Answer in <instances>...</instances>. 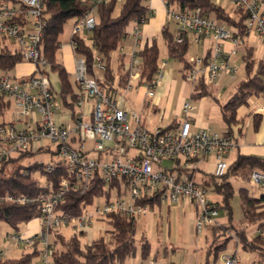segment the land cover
<instances>
[{"label": "built area", "instance_id": "2783aa9c", "mask_svg": "<svg viewBox=\"0 0 264 264\" xmlns=\"http://www.w3.org/2000/svg\"><path fill=\"white\" fill-rule=\"evenodd\" d=\"M109 1L88 0V12L74 19L72 37L68 44L60 45V48L71 47L75 54L74 75L80 87L77 114L72 118L70 112L71 120L68 122L61 121L57 105L59 95L44 74L48 61L40 50L45 27L43 0H18V3L0 1V37L16 45L25 61L34 66L33 76L25 78L12 77L9 72L0 69V97L11 101V108L0 126V166L14 154L34 151L39 144L50 141L57 146L56 153L62 160L45 164L46 169L52 172L56 164L64 163L74 179H64L59 192L43 195L39 199L43 204V216L41 231L36 237L41 238L42 250L38 261L33 264H54L52 230L61 227H70L74 231L85 230L97 221H112L115 215L137 220L154 216V213L149 212V207L139 203L146 197H153L161 205H177L188 201L197 210L199 229L216 224L218 212L206 197L207 190L193 179H186L185 173H195L206 164L209 157H213L214 176L225 179L228 159L235 148L238 134L234 130L231 136H225L208 128H196L192 117L195 107L191 101L183 104L182 119L176 128H158L156 132H151L141 125V114L136 112L132 117L135 127L131 129L128 114L121 106L123 100H118L119 95L105 93L97 78L89 76L86 60L76 54L75 39L90 38L97 26V8ZM162 1L166 7V21L175 24L180 32L178 43L189 39L195 44H209L208 59L198 56L185 74L190 95L198 90L201 78L215 87L221 75L233 77L237 70L230 62L239 56L244 45L243 38L235 36L231 29L216 19L203 16L200 9L177 10L175 6L169 5V0ZM225 1L248 15L247 32L256 34L264 44V2ZM154 16L155 10L149 5L148 17ZM141 38L142 27L132 22L123 44L109 54L115 63H120L126 47H134L131 52L129 88L140 76L136 57ZM226 42H231L232 50L225 49ZM165 67L164 64L163 69L144 86L150 98L154 97L156 88L161 85ZM93 68L96 74L105 70L99 56L95 58ZM258 112L264 114V97ZM88 141L93 142L92 149L87 147ZM182 160L186 162L183 167L180 165ZM191 164H195V167L192 168ZM98 174L111 195L109 198L104 197V204L94 206L93 203L81 214L59 211L67 193L80 187L88 188ZM252 179L264 189V173L254 172ZM119 181H122V195L119 187H112L114 182ZM8 238L15 244L21 240L31 243L34 239H24L17 234ZM222 259L224 264H239L232 255H223ZM134 264L174 263L147 259Z\"/></svg>", "mask_w": 264, "mask_h": 264}, {"label": "trees", "instance_id": "16d2710c", "mask_svg": "<svg viewBox=\"0 0 264 264\" xmlns=\"http://www.w3.org/2000/svg\"><path fill=\"white\" fill-rule=\"evenodd\" d=\"M18 3V0H0ZM148 0H124L120 14L115 16V10L119 0H110L97 8V26L88 39L76 38V54L86 60L89 76L96 77L101 89L108 94L118 96L121 90H127L130 86L131 60L124 55L120 63H115L109 56L110 52L122 45L127 30L132 22L143 28L152 18L148 17ZM264 2V0H261ZM88 0H43L45 6V27L40 45L42 55L48 61V68L44 71L51 87L50 72L58 76L60 89L58 95L62 103L70 112L71 117L77 114V97L80 90L75 81H71V73L64 64L58 60V50L66 29L74 19L84 16L88 12ZM169 5L177 10L195 11L201 10V14L214 18L221 24L232 30L235 36L244 40L242 60L245 67V78L238 84L234 95L227 103L221 106V116L227 125V135H232L234 130L243 124L239 119L241 109L248 107L252 98L264 97V60L256 56L255 48L245 43L249 37L248 15L240 9L231 7L227 9L215 0H169ZM162 36L168 56L178 60L183 67V76L189 71L193 62L188 59L193 42L186 39L178 43L180 32L173 23H168L161 28ZM203 44V57L208 59L210 54L209 44ZM99 56L104 63L105 70L96 74L93 68L95 58ZM140 64L138 68V86L142 87L151 82L153 76L161 70L160 48L155 37L151 44L137 52ZM26 63L24 55L17 47H11L4 38L0 37V69L11 72L20 65ZM48 69L50 72H48ZM33 76V75H31ZM30 76V77H31ZM54 89V88H53ZM214 97V86L208 85L204 78L200 79L198 90L190 95L194 101ZM145 109L150 108L149 103L144 104ZM11 108V101L4 96L0 97V119H4L6 112ZM264 114L253 113L254 130L257 132ZM2 124H0L1 126ZM178 120H174L167 129L176 128ZM49 152L47 147L38 148L36 151L27 150L14 154L6 163L0 166V222L6 223L20 235L21 226L35 220L41 222L43 216V204L40 197L50 195L61 190L64 179L74 181L67 172L64 163H58L52 172L46 169L45 164L27 163V160L38 154ZM179 170V169H178ZM254 172L264 173V158L255 155H238L234 161L228 162L226 177L241 179L246 183L253 181ZM37 175L44 178L46 184H41ZM188 179H192L194 172L185 173ZM122 181L114 182L112 187H119L121 193ZM230 186V185H229ZM111 187V188H112ZM119 195V193H118ZM105 183L99 174L88 188L80 187L66 194L59 206V211L73 214H81L91 206L97 198H109ZM241 209L243 220L239 225L233 219V188L230 186L228 193H223L221 202H217L216 210L228 211V225L216 223L207 227L210 235V247L204 264H219L222 253L227 250L229 244L234 241L246 253H255L259 256L255 264H264V191L260 196L253 195L249 187L240 189ZM24 200V201H22ZM140 204L154 209L161 207V203L153 197L139 201ZM112 230L108 231L109 238L100 237L90 244L82 245L79 235L67 237L62 231H51L53 244L52 260L54 264H127L131 257L140 253L142 260H147L152 252L149 239L143 234L140 238V249L137 245L138 220L126 216L115 215L109 222ZM256 226L258 234L251 236L249 228ZM236 237V238H235ZM34 251L24 253L19 258L0 256V264H33L40 254L39 245L41 238L38 236L32 240ZM167 253V250L165 251ZM236 258V256H233Z\"/></svg>", "mask_w": 264, "mask_h": 264}, {"label": "rangeland", "instance_id": "374dc122", "mask_svg": "<svg viewBox=\"0 0 264 264\" xmlns=\"http://www.w3.org/2000/svg\"><path fill=\"white\" fill-rule=\"evenodd\" d=\"M124 0H119V3L116 7L115 16L120 14V8ZM218 1V0H215ZM221 5L226 7L227 9H231L232 5L230 2L225 0L218 1ZM151 3V2H150ZM149 4V0L147 1ZM158 45L160 48V61H161V69H163V65L165 61L171 62L172 68L175 70V80L176 85L174 87V91L171 98V115L167 119H163L162 113L153 112L152 108L149 111H142V104L144 100H149V96L147 94V90L144 86H138V80L133 81L131 83V87L127 90H121L118 96V100L125 104V108L129 111V125L131 129H134L135 125L132 120V114L138 110L142 113L141 115V125L145 126L147 130L151 132H156L158 128H164L169 123L174 120L180 121L181 115L179 108L181 107L182 101H191L193 106L195 107V111L197 115L202 116V121L204 124L208 125V128L212 132L219 133L221 135H226L227 125L223 122L221 116V106L228 102V100L234 95L238 88V84L245 78V67L242 60L243 50L240 49V54L235 60H231L230 64L232 67L236 68L237 73L232 77L229 75H221L218 81V85L214 87V97H209L204 100L194 101L190 99V95L186 93V85L183 80L182 74V65L178 60L171 59L168 56L166 44L160 35V32L157 33ZM64 41V40H63ZM246 44L250 47L255 48V53L257 58L264 60V44L258 38L256 34H251L245 40ZM203 44H192L191 51L189 53L188 59L190 62H193L198 56L203 55ZM58 60L60 62H65L71 70L74 68L72 57H65L62 50H58ZM138 65L140 61L137 60ZM171 68L169 67L168 70ZM25 72L28 70V66L25 64L18 65L15 70L9 72L12 77H15L18 72ZM48 72L50 70L48 69ZM100 74V73H98ZM164 76V73H163ZM50 81L53 85L55 92L58 93L60 89V82L58 76L56 74H52L50 72ZM76 77L72 74L71 81L75 83ZM229 82H231L229 84ZM184 98V100H183ZM151 99V98H150ZM169 99L168 96L164 97V102ZM263 104L262 98L254 97L250 101V105L248 107L243 108L244 117H246L250 113H255L259 107V105ZM57 105L60 109L61 113H69L68 109L64 107L61 98L58 97ZM179 114V115H178ZM4 119H0V124L4 123ZM47 147L49 152H45L42 154L36 155L34 158H30L27 160V163H40V164H49L50 162L61 161L62 159L58 156L57 146L50 142L44 141L39 144V147ZM87 147L92 149L93 142L88 141ZM34 151H36V149ZM238 149L235 148L232 151V154L229 156L228 161H234L237 157ZM92 156H94L92 154ZM211 160L214 162V158L211 157ZM185 160H182L180 165L183 167L185 165ZM168 165H172L169 162H166ZM191 167H195V164H191ZM193 180L203 189L207 190L206 197L210 200V202L215 205L217 202H221L223 199V192H220V187L224 186L228 193L230 190L229 185H232L233 188V198L231 200V206L233 208V219L236 223H240L243 220V213L240 205V189L242 187H250L251 190H256L255 195L259 196L263 188L259 187L254 181L250 183H246L241 179H235L232 177H227L224 180L216 178L212 171L210 170V166L206 163V165L200 169H197L194 173ZM185 177V176H184ZM41 184L45 185L46 181L44 178L37 175ZM187 179V177H185ZM106 200L104 198H97L94 202V206L97 204H104ZM184 204V203H183ZM182 202L178 205H173L171 216H168V204H163L161 207H155L154 209L149 208V212L151 214L156 213L157 217L154 218L152 216L153 225L146 230V222L144 219H138V234H137V245L138 250L140 249V238L144 234L152 245V252L148 259L156 260L164 263H174V264H185L186 255H190L191 261L194 264H204L207 256V251L210 247V235L207 231L206 227L201 229L198 228V221H196V227L190 231V244L185 242L184 235V216L181 212L183 205ZM201 211V208H200ZM218 216L215 219V223H219L220 225H228L229 216L228 211L226 209L217 210ZM109 220H100L94 223L93 226L85 229V230H77L74 231L70 227H61L59 230L63 232V234L67 237H71L74 234H78L80 241L83 246L86 244L92 243L94 240L99 239L100 237L109 238L108 231L112 230V226L109 223ZM29 225L24 224L20 229V236L25 234V231L28 229ZM83 232V234L81 233ZM264 233V232H263ZM14 231L4 222H0V256L4 255L8 258H19L24 253H31L34 251L33 245L26 243L24 241H20L19 244H15L8 237L11 235H15ZM249 234L251 236H255L258 234L257 227L251 226L249 228ZM236 238V237H235ZM39 250H42V244L39 245ZM167 250V253L165 251ZM1 252L3 254H1ZM237 255V261L239 264H254L258 262L259 256L255 253H246L242 249L236 247L234 241H232L227 250L222 253L221 258L219 259V264H224L223 255ZM140 253L138 252L135 257H131L128 259L127 264L139 263L141 261ZM38 261L36 258L35 262Z\"/></svg>", "mask_w": 264, "mask_h": 264}, {"label": "crops", "instance_id": "0c3cea01", "mask_svg": "<svg viewBox=\"0 0 264 264\" xmlns=\"http://www.w3.org/2000/svg\"><path fill=\"white\" fill-rule=\"evenodd\" d=\"M148 5L153 7V9L155 10V16L142 28V38H141L140 46L137 49L138 51L143 49L146 44H151V41L153 40V38L158 37L157 33H159L161 31V28L166 24V7H165V4L163 3V1L162 0H149ZM73 22H74V20L72 21L71 25H69V27L66 29V32L62 38L61 43L68 44L70 38L72 37ZM250 35L251 34H249V36ZM7 43L10 44L9 42H7ZM224 46H225V49L227 51L233 49V45L231 44V42H226L224 44ZM11 47L15 48L16 45L11 44ZM59 50L63 51V54L65 57L69 58V55H70V57H72L73 66H74V68L72 70L68 65L65 64V62H60V61L59 62L66 66V68L69 70L71 75L72 74L74 75V72H75V54H74L72 48L69 46H66L65 48H60ZM133 50H134V47H132V46L126 47V51H125L126 58H130V60H131V52ZM137 60H139L138 56L136 57V61ZM24 64L28 66V70L25 72H22L20 70V72H18V74L15 75L16 77L25 78V77H28V76L33 74L34 66L28 62H26ZM164 64L166 65V67L164 69V76H163V79L161 81V85H159L156 88L154 97H152L151 99L149 97V100H147V99L144 100V102L142 104V111L143 112L145 110L149 111V109L152 108L153 112H156V113L161 112L163 119L168 120V118L171 115V111H172V109H171V98H173L172 95L174 96L173 91H174V87L176 85V80L174 77L175 70H174V68H172L171 62L165 61ZM169 67L171 68L170 70H168ZM182 70H183V67H182ZM182 74H183V71H182ZM98 75H100V74H98ZM223 75L225 77H227L226 75H228V74H223ZM221 77H223V76H221ZM183 80H184V83L186 85V93L190 95L189 89H188V84L185 82L184 76H183ZM230 83L231 82H229V84ZM165 96L169 97V99H167L166 102H164ZM183 100H184V98H183ZM262 100H263V98H262ZM146 102L149 103V105L151 106L148 109H145V107H144V104ZM185 102H187V101H182L181 107L178 110V111H180L179 112L180 115H181L182 106ZM121 106L123 107L125 112L128 114V118H129V111L125 108V104L122 103ZM261 106H262V104L259 105V107L255 113H259L258 110ZM64 107H66V106H64ZM68 112L69 113H64V112L61 113V117H60L61 121L68 122L71 120L69 109H68ZM136 112H139L141 115L143 113V112L141 113L138 110H136L134 113H136ZM133 114H132V117H133ZM252 114L253 113H250L246 117H244V110L241 109L239 112V119H243V124L239 125L235 129V131L238 134L237 135L238 138L236 139V142H235L236 143L235 148L238 149L237 156L242 154V155H255V156H259V157L264 158V115L262 117V121L260 123L259 130L256 132L254 130ZM192 117H193V121H194V126L196 128H208V125L203 123L202 116L197 115L196 111L193 112ZM132 120H133V118H132ZM171 123H169L166 127H168ZM143 127L146 128L145 126H143ZM166 127H164V128H166ZM226 135H227V132H226ZM228 162H230V161H228ZM206 163L210 166V170L213 173V171H214V164L213 163L214 162L211 160V157H209L207 159ZM194 175H193V178H194ZM230 186H232V185L230 184ZM224 189H225L224 186L220 187V192L225 193L226 191H224ZM252 193H253V195H255L256 190H253ZM240 201H241V196H240ZM182 204L183 205H181V207H182L181 212L183 213V216L185 219V221H184V235H185V240H186L185 242L190 244V240H189L190 231H192L193 228H197L196 227V221L198 219V214H197V210H196L195 206H193L190 202L182 201ZM172 206L173 205H171V204L168 205V216L169 217L171 216V213H172V208H173ZM153 215H154V218L157 217L156 213H154ZM143 219L146 222V230H148L150 225L151 226L153 225V222L151 221L152 216H149L147 219L146 218H143ZM237 224L239 225V223H237ZM28 225H29V227L25 231V234H22V237L24 239H32V238L36 237L39 234V232L41 231V222L39 220H35L33 222H30V223H28ZM81 233L83 234V232H81ZM238 248H240V247H238ZM235 256H236V258L238 257L236 254H235ZM185 264H194V262L191 261L190 255H188V254L186 255V258H185Z\"/></svg>", "mask_w": 264, "mask_h": 264}]
</instances>
